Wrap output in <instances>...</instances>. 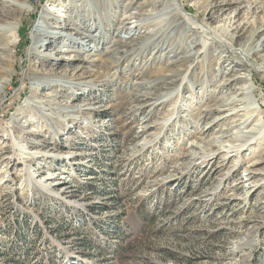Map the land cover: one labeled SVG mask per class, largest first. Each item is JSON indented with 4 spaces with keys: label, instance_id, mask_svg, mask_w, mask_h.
<instances>
[{
    "label": "rangeland",
    "instance_id": "rangeland-1",
    "mask_svg": "<svg viewBox=\"0 0 264 264\" xmlns=\"http://www.w3.org/2000/svg\"><path fill=\"white\" fill-rule=\"evenodd\" d=\"M254 1L264 6L83 0L99 41L38 44L41 57L29 50L38 17L66 8L0 3V23L19 17L17 45L0 50V264H264L263 51L246 59L237 48L253 23L235 36L226 18L236 9L243 24ZM128 14L141 24L128 19L127 36L117 28ZM243 72L249 80L219 86ZM243 84L238 112L211 108ZM251 127L252 139L221 137Z\"/></svg>",
    "mask_w": 264,
    "mask_h": 264
},
{
    "label": "bare ground",
    "instance_id": "bare-ground-1",
    "mask_svg": "<svg viewBox=\"0 0 264 264\" xmlns=\"http://www.w3.org/2000/svg\"><path fill=\"white\" fill-rule=\"evenodd\" d=\"M76 1L80 2L81 0H76ZM237 1H239V0H235V2H237ZM3 2H7L13 8H15V7L18 8L20 14H22L23 11L25 10V8L27 7L26 6V0H20V1L19 0H0V3H3ZM50 2H52L50 5L58 6L59 9L61 7H63V8H66V10L65 9L62 10V11H64V13L61 11L57 12V13H53V12H50L48 8H44L42 10L40 16L38 17L37 24L33 27V30L31 32V36H29V37H31V42H32L30 49H29L30 54H32V56L33 55L38 56V57L42 56L41 54H39V51H37V45L38 44H40V46L46 45L49 48V47H55L57 45V43H59V41L65 40L67 42L68 47H71V46H73V44L77 43V41L80 38L87 39L88 41H95V39H93L94 36L96 37V40L99 41L98 39L101 37L100 31L97 32V34L92 35V28L96 27V26H93L92 24L90 25V23L86 22L88 20H91V15L85 14V8H83L84 5H83V7L81 6L83 4V3H81V2H83V0L80 2V4H78V3L74 4L73 3V2H75L74 0H50ZM230 2H233V1H230ZM230 2L224 1L225 4H228ZM152 3H154V1ZM67 10H70V11H67ZM8 11L9 10L6 11L4 9H0V15L6 16ZM244 12L247 15V19L245 22H243V24L234 25L236 23V21H235V15L237 13L236 9L234 11H232L231 14L226 17L228 19L227 21H229V23H232L231 28L234 31L233 34H236L235 36H240L241 34H243V32H245L246 29L248 27H250L251 23H253L252 26L248 29L249 31H248V35L246 37L247 38L246 39L247 47L245 49H239V48H237V49L240 50V53L248 60H250L253 57V55H255L258 51H263V54H262L263 58L261 59L260 64L256 67L258 69H260V67L264 69V6L263 5L261 6L259 2L254 1L252 3L247 4ZM257 16H261L259 23H257V21H256ZM139 17H141V16H139ZM139 17L136 18V16H132L131 14L123 16L121 21H119L120 23H119V26L117 28L118 33H120L123 30L122 32L126 33V35L128 36L129 31H131V28L129 26H127V24L130 23V21H128V19L136 18L135 20L137 23L135 24V28H137L141 24L139 22V20H140ZM249 19H251V20L248 21ZM18 20H19V17L14 19V21H12V22H8L7 24L0 23V50L5 51V52L8 50H13L15 45H17V43H18L17 28L19 26ZM175 21H179V18L176 19ZM174 24H176V23H174ZM180 24H181V22H180ZM260 34H261V37L259 40H257V37ZM98 36H99V38H98ZM43 42H45V43L43 44ZM114 43L119 44L120 47L124 46V48L127 45H131V42L126 41V40H122V41L114 40ZM149 43H150V40H149ZM68 47L65 46L63 48H55L54 52L57 54H62L64 52L72 51ZM161 49H165V48H161ZM112 51L114 52V51H121V50L118 47H116V48L112 49ZM75 52H79V51L75 50ZM191 52H189L188 54H186L184 56L185 59L182 60V58H184V57H182L181 62L179 64H176V63H178V61H180V59H175V60L170 61V64H173V65H171V67L172 68L179 67L181 64H183L184 62L189 61V60H190V62H192L194 59L197 58V56L199 55L198 53H200L199 49H195L192 53ZM73 56H75V55H73ZM192 58H194V59H192ZM218 59H219L218 64H220V65L221 64L223 65V63L225 61H227L225 58L223 59L220 56L218 57ZM230 64H231V62H230ZM233 65L235 66V63ZM193 67H194V65H193ZM79 69L80 68L76 67L74 69V71H77ZM233 70H235V69H233ZM169 71H170V73L165 74V77L168 75L174 74L173 70H171V68L169 69ZM249 74L250 73L247 74L244 72L243 73H234V74H230V75L228 74L229 75L228 77H226L227 76L226 75L220 81L219 86L228 87V86H231L234 82L241 80L243 78L246 80H249L250 79V77L248 76ZM251 74H252V77L255 76V73L253 71ZM155 80H158V79H155ZM232 89H233V92H228L226 94L219 96L217 101L214 104H212L213 107H211V108L222 107V108H225L226 110L232 111L234 113L238 112L237 110H235L236 108H233V105H235L238 101H241V102L244 101V99L251 93V86L247 85V84H243L242 86H234ZM234 93H235V95H234ZM169 95L171 96L172 94H169ZM154 99H155V97H154ZM254 109L255 108H253V107L250 108V110L247 113H251V114H253L252 116H254L255 115ZM219 118H221V117L214 118L212 120V122L218 120ZM238 127H239V125H238ZM205 128L208 129L207 126ZM238 131L232 132V133H230V131H228L227 135H221V137L228 136L230 134H234L236 136V141L240 142L242 140L243 141L248 140L249 138L253 137L255 134H257L258 129L255 127H251L247 133H241ZM217 142L219 143V145H222L218 148L219 151H225V149L223 148V146H225V145H227L228 148H233L235 146L233 144H224L223 141H217Z\"/></svg>",
    "mask_w": 264,
    "mask_h": 264
}]
</instances>
